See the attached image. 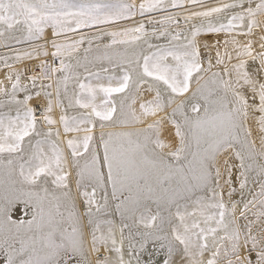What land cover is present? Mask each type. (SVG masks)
<instances>
[{
  "label": "snow or ice",
  "instance_id": "6c2138e0",
  "mask_svg": "<svg viewBox=\"0 0 264 264\" xmlns=\"http://www.w3.org/2000/svg\"><path fill=\"white\" fill-rule=\"evenodd\" d=\"M204 5L0 0V264H264V0Z\"/></svg>",
  "mask_w": 264,
  "mask_h": 264
},
{
  "label": "rangeland",
  "instance_id": "374dc122",
  "mask_svg": "<svg viewBox=\"0 0 264 264\" xmlns=\"http://www.w3.org/2000/svg\"><path fill=\"white\" fill-rule=\"evenodd\" d=\"M222 2H228V3H230V2H232V0H205V7H212V6H216L217 4H219V3H222ZM256 3H259V0H253V6H255V4ZM190 7V6H189ZM198 10V9H197ZM170 11H176V9H170ZM152 15H154V16H159V14L158 13H153ZM223 15V14H222ZM137 19H140L139 17H137ZM198 22V21H197ZM122 24L123 23H125V22H121ZM183 19H181V25H183ZM150 26V25H149ZM151 27V26H150ZM83 31H85V32H89V30H87V29H85V30H83ZM259 30H257V32H258ZM48 32H50L49 33V35L47 34ZM51 29H46V37H45V40H47V39H49L50 37H51ZM89 34H92V33H89ZM256 37H253V39H255ZM45 40H41V41H37L36 43H44L45 42ZM12 47L14 48V49H28V50H30V45L29 44H15V43H13L12 44ZM0 51H2V48H0ZM49 51H52V49H51V46L49 45ZM4 52V53H3ZM2 53L3 54H5L6 52L8 53V49H6V51H3ZM10 54V53H9ZM41 59H43V57H41ZM47 59H49V60H51V57H48ZM26 61L27 62H35V64L31 67V63H30V73H29V75H32L33 74V72H38V69L36 68V65L39 63V60H37V59H24V60H22V61H20V62H18V64H20V66L22 67V70H24L25 71V73H27L26 71H27V69H26V67H27V63H26ZM58 63V62H57ZM17 63H16V65H18ZM25 67V68H24ZM104 83L105 84H107V81H104ZM33 102H35V100L33 101ZM79 111H83V110H78L76 113H78ZM76 113H71V114H76ZM116 223H117V239L119 240V236H120V233H119V225H120V222L116 219Z\"/></svg>",
  "mask_w": 264,
  "mask_h": 264
},
{
  "label": "bare ground",
  "instance_id": "6f19581e",
  "mask_svg": "<svg viewBox=\"0 0 264 264\" xmlns=\"http://www.w3.org/2000/svg\"><path fill=\"white\" fill-rule=\"evenodd\" d=\"M151 29V27L149 26V30ZM49 33L50 32H48L47 34L49 35ZM218 38H222V36L221 37H217V36H215V35H206V36H202L201 37V39L202 40H207V41H209V42H212V41H214V40H216V39H218ZM240 39L241 40H243L244 39V37H240ZM107 40H108V38L106 37L105 38V41L104 42H107ZM87 45L85 44V47H86ZM13 48V47H12ZM3 51H6V48H2V51H0V55H2L4 52ZM3 52V53H2ZM7 53V52H6ZM79 55H83V49H81V53L79 54ZM26 63H27V67H26V69H27V73H25V71L24 70H22V67L20 66V64H18V62H17V64L18 65H15L16 66V68L18 69V70H20L21 71V73H22V78H21V80H22V83H27L28 81H27V77H29V76H31V75H29V73H30V63H31V67L35 64V62L33 61H31V62H27L26 61ZM25 68V67H24ZM7 70L6 69H2V66H0V80H2L3 78H4V72H6ZM82 71V70H81ZM7 83V82H6ZM20 95V97L22 98L23 97V93H20L19 94ZM79 109H77V110H69V114H71V113H76L77 111H78ZM116 219L119 221V219H118V216L116 217ZM120 222V221H119ZM128 223H132L131 221H128ZM133 232H135L136 231V226L134 225L133 226ZM127 233V230H125V234ZM119 239H120V236H119ZM125 246H127V241H125ZM127 258V257H126ZM145 259H148V257L147 256H145L144 257Z\"/></svg>",
  "mask_w": 264,
  "mask_h": 264
}]
</instances>
